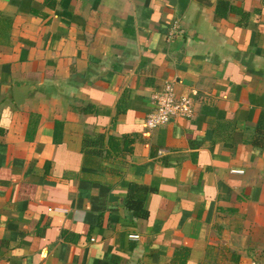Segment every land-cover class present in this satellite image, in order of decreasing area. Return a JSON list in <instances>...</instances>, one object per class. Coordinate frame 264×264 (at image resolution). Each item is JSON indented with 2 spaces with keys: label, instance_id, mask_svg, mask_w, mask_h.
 <instances>
[{
  "label": "crops",
  "instance_id": "0c3cea01",
  "mask_svg": "<svg viewBox=\"0 0 264 264\" xmlns=\"http://www.w3.org/2000/svg\"><path fill=\"white\" fill-rule=\"evenodd\" d=\"M175 7L0 0V264H264V0Z\"/></svg>",
  "mask_w": 264,
  "mask_h": 264
},
{
  "label": "built area",
  "instance_id": "2783aa9c",
  "mask_svg": "<svg viewBox=\"0 0 264 264\" xmlns=\"http://www.w3.org/2000/svg\"><path fill=\"white\" fill-rule=\"evenodd\" d=\"M154 106L149 109L144 118L147 128L162 125L175 116L188 117L193 111L191 96L187 94L175 95L172 83L167 80L159 90L152 93ZM134 237L135 234H130Z\"/></svg>",
  "mask_w": 264,
  "mask_h": 264
},
{
  "label": "trees",
  "instance_id": "16d2710c",
  "mask_svg": "<svg viewBox=\"0 0 264 264\" xmlns=\"http://www.w3.org/2000/svg\"><path fill=\"white\" fill-rule=\"evenodd\" d=\"M112 138L113 136H109ZM132 188L134 191H131ZM146 192L145 186H138L131 183L129 186L128 194L125 199V205L131 209L136 216L144 217L146 216V210L143 208L142 202L143 197Z\"/></svg>",
  "mask_w": 264,
  "mask_h": 264
},
{
  "label": "water",
  "instance_id": "95a60500",
  "mask_svg": "<svg viewBox=\"0 0 264 264\" xmlns=\"http://www.w3.org/2000/svg\"><path fill=\"white\" fill-rule=\"evenodd\" d=\"M200 1H205V0H200ZM187 0H176V13L177 15H180V13L183 11L185 5H186ZM20 99V98H19ZM15 102L18 103V101L15 99Z\"/></svg>",
  "mask_w": 264,
  "mask_h": 264
}]
</instances>
